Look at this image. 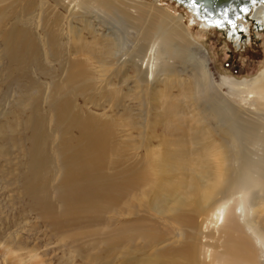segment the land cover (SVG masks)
Here are the masks:
<instances>
[{"label": "rangeland", "instance_id": "374dc122", "mask_svg": "<svg viewBox=\"0 0 264 264\" xmlns=\"http://www.w3.org/2000/svg\"><path fill=\"white\" fill-rule=\"evenodd\" d=\"M173 2L0 0V264H111L119 255L115 249L108 251L105 244L111 231L119 227L110 225V213L115 215L113 207L121 209L118 196L111 204L105 184H101L102 192L96 198L101 212L81 215L75 222L62 211L65 209L57 198L64 192H58L57 185L63 175L56 146L69 143L67 140L77 132L73 129L64 135L51 107L56 105L61 112L97 120L99 126L109 124L108 158L99 163L104 178L114 164L123 167L133 163L136 171L149 170L153 153L163 156L167 163L154 167L157 171L151 170L149 180L162 177L159 181L166 183L168 179H183L182 183L190 187L200 174L193 171L209 159L206 151L219 145L220 136L226 139L221 132L230 131L232 106L245 105V94L218 87L219 80H249L264 69V17L258 22L254 13L246 12L237 20L245 26L241 37L232 38L223 29L202 24ZM124 11L134 17L141 11L150 23L161 12L172 21L176 15L182 16L181 26L203 53L192 50L190 55H172L168 44L163 45L159 36L148 39L141 26L138 28L123 15ZM108 43L112 52L101 65L93 56L103 54ZM202 71L211 88L197 89ZM251 108L253 112L243 116L260 128L258 134L263 139L264 107ZM37 115L44 121V134L39 139L44 143L43 156L50 159L43 172L46 178L41 180L46 191L41 197L47 201L40 206H34L23 192L29 172L26 155L34 141L28 122ZM237 124L243 127V122ZM90 127L82 128L89 139L94 129ZM245 150L252 160L264 161V139L249 143ZM238 163L241 166L237 160L233 167H239ZM179 167H186L188 176ZM259 189L254 186L244 194L231 193L228 204L234 205L245 196L246 205L236 212L246 235L252 241L258 239L254 244L264 263V240L255 226L264 225L258 218L259 208L264 205V193ZM65 191L67 195L74 193ZM188 191L192 192L187 189L185 193ZM199 191L202 193V189ZM198 198L191 196L186 202L195 207ZM48 203L59 219L57 225L68 221L64 235L51 226ZM208 206L204 204L203 209ZM122 220L120 217L119 223Z\"/></svg>", "mask_w": 264, "mask_h": 264}, {"label": "bare ground", "instance_id": "6f19581e", "mask_svg": "<svg viewBox=\"0 0 264 264\" xmlns=\"http://www.w3.org/2000/svg\"><path fill=\"white\" fill-rule=\"evenodd\" d=\"M101 1L106 2V0ZM107 10L113 9L108 8ZM187 11L197 19V16H200L197 12L198 15L193 14L192 11H197L195 8ZM248 11L254 13L255 20L261 22L264 17V1L258 0L251 5H243L238 11L242 16H238V12H236L235 16L230 17L233 19V21H229L230 25L224 19L207 17H202L204 20L202 24H206L208 27L216 25V28L227 31L229 37H241L245 26H236L235 24H237L238 18H243V14ZM161 14L153 17L150 23L146 21L147 17L141 11L137 17L126 11L123 12L129 21L138 28L142 27V32L148 34V39L159 36L163 45L168 44V51L172 55H190L192 50L202 52L198 43L193 38L191 39L181 26L182 16L176 15L172 21V18L168 17L166 13L161 12ZM238 24L240 23L238 22ZM5 37L11 38L10 35H5ZM105 46L103 54L93 56L94 60L101 65L106 64V57L112 52L110 43ZM203 71L197 81V89L201 88V90L212 86L206 83ZM69 82L71 84L72 79ZM222 86L242 90V93L245 94L242 100L245 105L240 106L241 108L232 106V119L228 124L230 131L221 132L226 139L220 136L219 145L216 144L217 150L213 149L216 146L213 145L212 149L206 151L209 153V159L202 167L193 171V173L199 172L200 174L196 176V183L194 182L195 184L193 183L194 185L190 187L182 183L183 179L176 181L168 179L166 183L159 181L162 177L154 179V181L149 180L148 176L151 170L157 171L154 167L167 163L163 156L153 153L149 158V170L136 171L133 163H128L123 167L114 164L104 178L103 168L99 166V163H104L106 156L108 158L106 126L109 124L99 126L97 120H88V117L80 118L78 114L71 113V111L61 112L56 105L51 107L55 111L56 125L64 135L71 134L73 129L77 132V136L67 140L69 143L56 146V155L60 159V173L63 175L61 183L57 185L60 188H57V191L64 192V195L58 194L57 200L65 209L62 210L63 213L75 221L79 216L92 211L101 212L96 206V198L102 192L101 184H105L110 193L111 204L118 200L117 196L119 197L121 209L118 211L116 207L112 206L115 215L110 213L112 215L111 224L109 222L112 228L119 227L111 231V237L105 243L106 247H109L108 251L115 249L116 252H119L111 264H127L129 262V264H139L140 262H142L141 264H264L261 261L263 256L258 255L259 252L254 244V241H258V239L254 240L253 238L254 241H252V237L246 235L245 229L240 223L241 220L239 221L240 215L236 212L238 209L242 211L246 205L244 203L245 196H240L239 201H236L234 205L229 206L228 204L231 193H243L250 187L256 186L264 193V161L252 160L250 153L245 150L249 143L261 142L264 138L259 137L258 129L260 128L248 117L243 116L253 112L252 106L264 107V69L249 80L221 79L218 87ZM82 119H87L86 123H83ZM238 121L243 122V127L237 124ZM43 122L39 115L34 116L28 122L32 128L34 141L26 155L29 172L25 177L23 192L34 203V206H40L43 200L47 199L41 197L46 193L41 186L43 172L50 162L49 158L44 157L46 155L43 156L44 143L39 140L40 136L44 134ZM90 125L94 127L89 133L91 139L82 129L90 130ZM237 160H240L242 164L240 166L238 163L239 167L236 168L233 165ZM96 161L98 162L96 163ZM179 169L188 176L189 170L186 167H179ZM146 179H148V183L145 182ZM67 189L73 190L74 193L65 194ZM187 189L192 190L193 193L190 191L185 193ZM201 189L202 193L199 191ZM191 196L199 197L194 204L195 207L186 202ZM204 204L209 205L206 210L203 209ZM47 207L49 209L47 213L52 219L51 226L57 228V232L64 235L63 229L68 221L57 225L58 217L52 212L50 204ZM170 213L176 215H168ZM120 217L123 218L121 223H119ZM258 218L264 221V205L259 208ZM75 226L78 225L75 224ZM255 226L259 236L264 240V225L261 223V225ZM210 228L215 229L211 231ZM215 232H217V236H215ZM204 239L205 241H203Z\"/></svg>", "mask_w": 264, "mask_h": 264}, {"label": "water", "instance_id": "95a60500", "mask_svg": "<svg viewBox=\"0 0 264 264\" xmlns=\"http://www.w3.org/2000/svg\"><path fill=\"white\" fill-rule=\"evenodd\" d=\"M179 6L183 7L186 11L195 8L197 11H192L193 14L198 15L201 21L202 17L228 19L235 16V13L240 11L243 5H251L258 2V0H171ZM264 1V0H263ZM197 12V13H196ZM224 17V18H223Z\"/></svg>", "mask_w": 264, "mask_h": 264}, {"label": "flooded vegetation", "instance_id": "af4514ba", "mask_svg": "<svg viewBox=\"0 0 264 264\" xmlns=\"http://www.w3.org/2000/svg\"><path fill=\"white\" fill-rule=\"evenodd\" d=\"M235 25H236V26H237V25H241V23H240V24H235ZM243 26H244V25H243Z\"/></svg>", "mask_w": 264, "mask_h": 264}, {"label": "trees", "instance_id": "16d2710c", "mask_svg": "<svg viewBox=\"0 0 264 264\" xmlns=\"http://www.w3.org/2000/svg\"><path fill=\"white\" fill-rule=\"evenodd\" d=\"M173 4H174V2H173Z\"/></svg>", "mask_w": 264, "mask_h": 264}]
</instances>
